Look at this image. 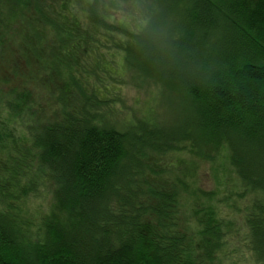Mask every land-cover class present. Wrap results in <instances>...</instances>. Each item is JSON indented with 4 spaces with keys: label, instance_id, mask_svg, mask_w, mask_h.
Segmentation results:
<instances>
[{
    "label": "trees",
    "instance_id": "1",
    "mask_svg": "<svg viewBox=\"0 0 264 264\" xmlns=\"http://www.w3.org/2000/svg\"><path fill=\"white\" fill-rule=\"evenodd\" d=\"M0 264H264V0H0Z\"/></svg>",
    "mask_w": 264,
    "mask_h": 264
},
{
    "label": "rangeland",
    "instance_id": "2",
    "mask_svg": "<svg viewBox=\"0 0 264 264\" xmlns=\"http://www.w3.org/2000/svg\"><path fill=\"white\" fill-rule=\"evenodd\" d=\"M210 187V186H209Z\"/></svg>",
    "mask_w": 264,
    "mask_h": 264
}]
</instances>
